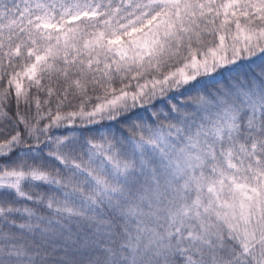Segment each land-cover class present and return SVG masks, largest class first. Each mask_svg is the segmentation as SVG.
<instances>
[{
  "label": "snow or ice",
  "instance_id": "snow-or-ice-1",
  "mask_svg": "<svg viewBox=\"0 0 264 264\" xmlns=\"http://www.w3.org/2000/svg\"><path fill=\"white\" fill-rule=\"evenodd\" d=\"M0 264H264V0H0Z\"/></svg>",
  "mask_w": 264,
  "mask_h": 264
}]
</instances>
